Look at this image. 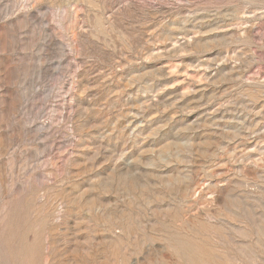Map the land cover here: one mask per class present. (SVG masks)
Returning <instances> with one entry per match:
<instances>
[{"label": "rangeland", "instance_id": "374dc122", "mask_svg": "<svg viewBox=\"0 0 264 264\" xmlns=\"http://www.w3.org/2000/svg\"><path fill=\"white\" fill-rule=\"evenodd\" d=\"M0 264H264V0H0Z\"/></svg>", "mask_w": 264, "mask_h": 264}, {"label": "bare ground", "instance_id": "6f19581e", "mask_svg": "<svg viewBox=\"0 0 264 264\" xmlns=\"http://www.w3.org/2000/svg\"><path fill=\"white\" fill-rule=\"evenodd\" d=\"M196 248H198V247H196ZM196 259V258H195ZM188 260V259H187Z\"/></svg>", "mask_w": 264, "mask_h": 264}]
</instances>
